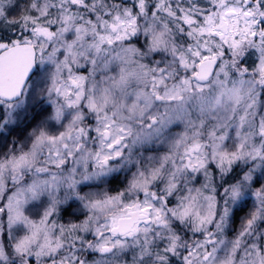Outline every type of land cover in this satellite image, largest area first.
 Segmentation results:
<instances>
[{"label":"clouds","instance_id":"9594fccd","mask_svg":"<svg viewBox=\"0 0 264 264\" xmlns=\"http://www.w3.org/2000/svg\"><path fill=\"white\" fill-rule=\"evenodd\" d=\"M0 264H264V0H0Z\"/></svg>","mask_w":264,"mask_h":264},{"label":"snow or ice","instance_id":"6c2138e0","mask_svg":"<svg viewBox=\"0 0 264 264\" xmlns=\"http://www.w3.org/2000/svg\"><path fill=\"white\" fill-rule=\"evenodd\" d=\"M3 72V68H0V73H2Z\"/></svg>","mask_w":264,"mask_h":264}]
</instances>
